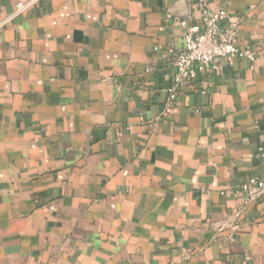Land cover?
I'll return each mask as SVG.
<instances>
[{"label": "crops", "instance_id": "0c3cea01", "mask_svg": "<svg viewBox=\"0 0 264 264\" xmlns=\"http://www.w3.org/2000/svg\"><path fill=\"white\" fill-rule=\"evenodd\" d=\"M201 1L256 59L171 100ZM253 175L264 0H0V264H264Z\"/></svg>", "mask_w": 264, "mask_h": 264}, {"label": "built area", "instance_id": "2783aa9c", "mask_svg": "<svg viewBox=\"0 0 264 264\" xmlns=\"http://www.w3.org/2000/svg\"><path fill=\"white\" fill-rule=\"evenodd\" d=\"M29 5L19 2L17 12L25 10ZM201 26H193L183 36L184 44L174 61V73L168 87L169 98H175L179 88L191 80L197 73L208 68L221 69V60H232L236 57L254 62L256 55L250 48H241L236 44L235 27H222L227 17L225 9L212 10L204 1L200 3ZM185 25V22H182ZM240 198L243 202L249 199L250 192L264 194V175L251 176L240 186ZM230 192H233L230 190ZM236 192V191H235ZM226 191H221L225 194Z\"/></svg>", "mask_w": 264, "mask_h": 264}]
</instances>
